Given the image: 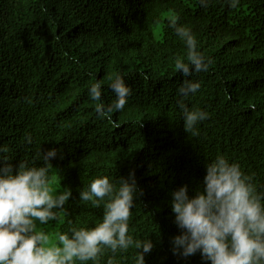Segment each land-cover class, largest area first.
<instances>
[{"label": "trees", "instance_id": "trees-1", "mask_svg": "<svg viewBox=\"0 0 264 264\" xmlns=\"http://www.w3.org/2000/svg\"><path fill=\"white\" fill-rule=\"evenodd\" d=\"M172 21L190 27L211 60L207 72L191 77L200 91L185 100L209 113L196 135L185 131L177 105L186 78L174 57L186 58L187 49ZM117 74L131 95L111 120L101 119L89 89L102 79L110 103ZM0 145L14 168L42 166L41 152L56 149L52 186L72 196L54 234L100 222L103 205L80 200L92 178L118 181L134 172L130 234L152 239L146 264H210L199 253L173 254L181 230L171 193L202 189L206 163L218 154L264 191V0H240L235 9L226 0L207 7L199 0H0ZM134 255L130 249L116 262L133 264Z\"/></svg>", "mask_w": 264, "mask_h": 264}, {"label": "clouds", "instance_id": "clouds-1", "mask_svg": "<svg viewBox=\"0 0 264 264\" xmlns=\"http://www.w3.org/2000/svg\"><path fill=\"white\" fill-rule=\"evenodd\" d=\"M226 2L233 9L240 5V0ZM199 3L207 7L210 0ZM171 27L187 49L186 58L174 57L175 69L186 78L178 89L181 99L177 105L185 131L196 135L198 124L209 119V113L190 108L185 100L200 91L201 83L191 77L207 72L211 60L199 51L190 27L175 21ZM109 87L114 99L107 104L102 79L89 89L90 99L97 102L96 113L107 120L124 109L131 95L119 74ZM24 139L33 142L30 134ZM7 152L0 145V264H100L106 252L111 253L107 264H117V256L130 249L135 253L133 264H146L145 256L154 248L152 239L130 234L129 221L139 194L134 172L118 181L107 175L92 178L80 191V200L93 207L103 205L100 222L90 227L71 226L57 233V243L50 245L52 234L47 226L60 220L72 196L70 188L57 191L52 186L55 168L51 160L57 151L41 152L42 166L21 161L17 168ZM253 180L238 163L218 154L206 163L202 189L194 195L189 194L188 185L174 190L170 207L181 234L171 240L173 254L188 258L199 253L210 264H264V191H258Z\"/></svg>", "mask_w": 264, "mask_h": 264}, {"label": "rangeland", "instance_id": "rangeland-1", "mask_svg": "<svg viewBox=\"0 0 264 264\" xmlns=\"http://www.w3.org/2000/svg\"><path fill=\"white\" fill-rule=\"evenodd\" d=\"M54 221L50 222V224L47 226L52 234V238L50 240V245H55L57 243V240H56V234H54V229L52 228V225L54 224L53 223Z\"/></svg>", "mask_w": 264, "mask_h": 264}]
</instances>
